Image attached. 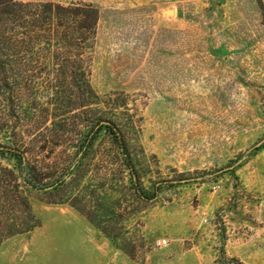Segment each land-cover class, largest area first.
Here are the masks:
<instances>
[{
	"label": "rangeland",
	"instance_id": "rangeland-1",
	"mask_svg": "<svg viewBox=\"0 0 264 264\" xmlns=\"http://www.w3.org/2000/svg\"><path fill=\"white\" fill-rule=\"evenodd\" d=\"M21 1L98 8L90 79L101 100L93 115L123 131L140 194L106 131L86 158L74 144L86 127L54 147L27 140L42 184L26 185L28 170L8 154L0 167L15 171L39 225L0 243V264L66 252L69 236L70 251L106 253L107 264H264V19L257 0ZM0 143L12 144L9 132ZM64 168L69 174L58 188ZM3 209L10 231L23 225L17 219L25 214ZM163 239L167 245L158 246Z\"/></svg>",
	"mask_w": 264,
	"mask_h": 264
},
{
	"label": "trees",
	"instance_id": "trees-1",
	"mask_svg": "<svg viewBox=\"0 0 264 264\" xmlns=\"http://www.w3.org/2000/svg\"><path fill=\"white\" fill-rule=\"evenodd\" d=\"M257 2L264 19V0ZM99 19L100 12L93 3L0 0V135L6 131L12 138V144L0 143V157L8 154L28 170L22 177L26 185L39 186L44 177L37 166H31L27 157L31 147H24L26 141L40 143L42 149L54 147L74 140L70 133L81 132L83 127L87 131L74 142L79 144L81 156H89L100 133L106 131L121 147L136 184V170L123 131L110 117L93 115L94 106L101 100L90 79ZM0 169V193L4 198L0 199V203L4 202L0 210L7 205L25 214L17 219L23 225L13 231L0 220L2 243L31 231L39 222L15 171L9 167ZM68 174L69 169L64 168L58 188Z\"/></svg>",
	"mask_w": 264,
	"mask_h": 264
},
{
	"label": "crops",
	"instance_id": "crops-1",
	"mask_svg": "<svg viewBox=\"0 0 264 264\" xmlns=\"http://www.w3.org/2000/svg\"><path fill=\"white\" fill-rule=\"evenodd\" d=\"M74 240V238H71ZM66 252L55 251L48 258H40L37 253L29 255L26 261L19 264H107L106 253L70 251V236L68 237ZM33 256V257H32Z\"/></svg>",
	"mask_w": 264,
	"mask_h": 264
},
{
	"label": "built area",
	"instance_id": "built-area-1",
	"mask_svg": "<svg viewBox=\"0 0 264 264\" xmlns=\"http://www.w3.org/2000/svg\"><path fill=\"white\" fill-rule=\"evenodd\" d=\"M166 245H167V240L166 239H163V240H159L158 241V246L163 247V246H166Z\"/></svg>",
	"mask_w": 264,
	"mask_h": 264
},
{
	"label": "water",
	"instance_id": "water-1",
	"mask_svg": "<svg viewBox=\"0 0 264 264\" xmlns=\"http://www.w3.org/2000/svg\"><path fill=\"white\" fill-rule=\"evenodd\" d=\"M167 12H168L169 14H173V13H174L173 10H168Z\"/></svg>",
	"mask_w": 264,
	"mask_h": 264
}]
</instances>
